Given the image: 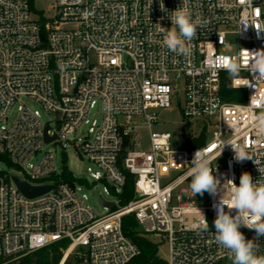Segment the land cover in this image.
Segmentation results:
<instances>
[{"label":"built area","instance_id":"obj_1","mask_svg":"<svg viewBox=\"0 0 264 264\" xmlns=\"http://www.w3.org/2000/svg\"><path fill=\"white\" fill-rule=\"evenodd\" d=\"M162 2L167 11H161L160 0H55L50 21L41 23L30 0H0V163L14 168L19 181L52 186L41 196L27 198L13 176L0 170V264H18L63 240L69 243L58 264L71 256L73 264H138L140 251L122 230L125 216L134 218L141 237L166 244L167 257H157L164 264H232L211 227L219 194H197L206 198L205 206L197 207L186 174L198 148L215 157L221 142L229 139L244 143L264 169V137L252 128L253 116L261 111L258 104H250L255 82L241 86L245 80L237 83L215 63L220 55H239L243 61V49L264 48V32L258 38L253 26L242 24L253 19L264 23V0H252L251 5L247 0ZM178 7H188L205 25L197 30L187 55L166 48L159 26L171 27L169 15ZM240 76L254 79L248 72ZM224 86L239 102L225 99ZM257 86L264 94V82ZM178 92L183 95V119L204 121L201 133L211 132L210 140L186 148L187 141L201 134L187 133L179 150L171 148L167 132L150 131L147 149L139 137L132 143L126 140L135 133L133 118L143 117L142 125L150 129L156 117L149 111L169 109ZM23 99L40 104L52 120L41 122ZM96 104L100 122L93 120L79 145L71 144L96 169H87L92 181L72 174V181H64L62 167L55 169L50 154L30 163L42 145L69 146ZM14 107L17 114L9 122ZM212 167L221 185L230 179L239 185L243 172L254 180L264 176L252 160L237 163L230 146L213 159ZM125 172L134 179L133 198L121 206ZM92 182L103 183L106 193L117 198L111 209L102 204L108 213L101 216L80 193ZM183 185L188 188L179 190L174 206V192ZM223 187L227 190L230 182ZM199 210L209 222L208 231L195 227ZM240 230L247 239L256 237L254 231ZM259 245L264 252V237Z\"/></svg>","mask_w":264,"mask_h":264},{"label":"clouds","instance_id":"obj_2","mask_svg":"<svg viewBox=\"0 0 264 264\" xmlns=\"http://www.w3.org/2000/svg\"><path fill=\"white\" fill-rule=\"evenodd\" d=\"M247 3L251 5L252 0H247ZM160 8L161 11H167L161 0ZM169 18L171 27L166 28L159 24L163 33V44L174 54L187 55L190 51V42L196 37L197 30L205 25L200 19L193 18V13L188 7H178L171 12ZM242 24L245 27L253 26L257 30L258 38L259 34L264 32V23H257L255 19L252 22L244 21ZM220 43H223L221 37ZM243 52L245 53L243 61L239 55H220L215 63L237 83L240 79L245 80L246 83L241 86L255 82V92L251 96L250 104H258L261 111L253 116L252 128L258 136L264 137V94L257 86L260 82H264V48L243 49ZM241 72H248L254 79L241 77ZM253 97L260 99L254 101ZM226 146L231 147L237 163L252 160L259 173L264 172V169L258 167L259 162L253 159L244 143L229 139L221 142L218 156L209 155L206 149L196 150L186 174V177L190 178L189 188L194 196L203 195L205 192L212 196L219 194L218 202L213 203L216 218L211 227L215 229L216 243L228 254L232 264H264V252H261L259 245L260 238L264 237V176L254 180L249 172H243L239 185L231 179L226 181L230 182V187L226 190L223 187L226 182L221 185L220 179L214 175L216 167L215 169L212 167L213 159L216 162ZM233 210H235L234 214ZM199 215L200 219L195 227L200 231H208L210 226L206 216L200 210ZM241 228L254 231L256 237L247 239Z\"/></svg>","mask_w":264,"mask_h":264},{"label":"rangeland","instance_id":"obj_3","mask_svg":"<svg viewBox=\"0 0 264 264\" xmlns=\"http://www.w3.org/2000/svg\"><path fill=\"white\" fill-rule=\"evenodd\" d=\"M54 1L55 0L33 1L34 10L38 13L39 12L42 13L45 22L50 21V17L52 16L50 6L54 3ZM36 12L32 11V13L35 16L40 17L39 14H37ZM228 42L234 46L235 45L234 37L229 36ZM91 61L92 63H94L95 61L93 54L91 55ZM171 101H172V106L169 109H165V110L155 109L149 111V113L151 114L154 113L156 117V123H153L150 129L142 125L144 121L143 117L140 116L133 118L132 122L135 125V133L132 134L130 137L126 138V140L129 143H132L135 137H139L141 141V147L143 149H147L148 136L150 131L167 132L171 135V148L173 150H179L183 146L184 135H186L187 133L190 135L200 134L203 126L205 125L204 121H191L187 123L183 119V116L181 114L182 101H183L182 93L181 92H178L177 94L173 93L171 97ZM23 104L29 107L30 109L37 111L41 122L45 123L52 120L53 116L49 113H46L42 108V106L37 102H34L29 99H23ZM16 114H17V107H14L9 122L12 121V119L16 116ZM87 119L89 121L88 124L82 125L71 136V142L69 146L66 145L64 149H62L57 144L50 143V144L42 145L40 151L30 160V163H35L37 160L41 159L46 154H50L54 158V167L57 171L60 170L63 164L65 163L67 169L74 177L92 181L90 179L89 173L87 172V169L91 168L93 171H96V169L89 161L83 158L78 152L77 148L71 146V144L76 146L79 145L80 143L79 139L86 136L88 126L93 120L97 121L98 123L100 122L101 109L99 104H96L95 107L89 111ZM202 134L204 135L205 141L211 139V132L208 133L203 132ZM219 163H221L222 166L224 167L222 161H219ZM0 170L7 173L9 176L20 178L18 172L14 168L6 165L5 163H0ZM185 187L188 188L186 185H183L174 192V200H173L174 206L177 205L176 194H178L180 189ZM80 193L86 196L87 204L92 208V210L97 216H101L108 213V210L104 209L101 203V198L109 203H116L117 201V198L114 195L106 193L105 186L101 182L90 183L88 187H83ZM191 201L197 207H203L205 206L206 198L204 196L196 195V196H192ZM138 231L139 233H142V230L139 227H138ZM148 239L156 246L157 249L156 256L159 259L164 260L167 257L166 244L164 242H160L159 239L152 238L151 236H148ZM64 250H62V253ZM74 262L75 259L74 257L71 256L66 261L65 264H73Z\"/></svg>","mask_w":264,"mask_h":264},{"label":"trees","instance_id":"obj_4","mask_svg":"<svg viewBox=\"0 0 264 264\" xmlns=\"http://www.w3.org/2000/svg\"><path fill=\"white\" fill-rule=\"evenodd\" d=\"M33 1L30 0L31 11L36 12L33 8ZM39 14V20L44 23V17L41 12H36ZM233 93L227 86L223 87V96L225 99L233 100L239 102V99L234 97L230 98V94ZM205 142L204 135L201 133L197 139L187 141L185 147L193 148L203 145ZM125 184L123 186L120 205L124 206L133 198L134 189V179L133 176L125 172ZM61 178L64 181H72V175L67 169L65 163L62 166ZM190 184V179L188 180V186ZM205 194V193H204ZM122 230L124 234L132 240V242L138 247L140 251V256L136 259L138 264H164L156 256V246L149 242L147 239L140 236L138 231V226L136 221L131 216H125L122 219ZM69 243V242H68ZM67 241H59L53 243L49 246L43 247L29 255H26L18 264H58L62 256V250L66 249L68 246Z\"/></svg>","mask_w":264,"mask_h":264},{"label":"water","instance_id":"obj_5","mask_svg":"<svg viewBox=\"0 0 264 264\" xmlns=\"http://www.w3.org/2000/svg\"><path fill=\"white\" fill-rule=\"evenodd\" d=\"M50 140L51 139L46 137L45 135V142H49ZM12 180L19 192L27 198H35L41 196L52 189L51 185L31 186L25 182L19 181L16 177H13ZM102 204L105 205V207H107L108 209H111L113 206V203L102 202Z\"/></svg>","mask_w":264,"mask_h":264},{"label":"snow or ice","instance_id":"obj_6","mask_svg":"<svg viewBox=\"0 0 264 264\" xmlns=\"http://www.w3.org/2000/svg\"><path fill=\"white\" fill-rule=\"evenodd\" d=\"M213 148H215V145H213Z\"/></svg>","mask_w":264,"mask_h":264}]
</instances>
